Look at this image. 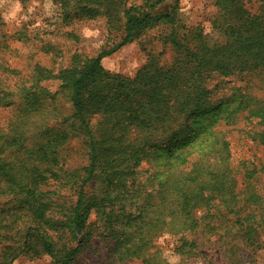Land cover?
Wrapping results in <instances>:
<instances>
[{"label": "trees", "instance_id": "1", "mask_svg": "<svg viewBox=\"0 0 264 264\" xmlns=\"http://www.w3.org/2000/svg\"><path fill=\"white\" fill-rule=\"evenodd\" d=\"M53 1L65 21L104 17L108 43L57 72L28 61L25 75L0 59V109L13 110L0 124V264H79L99 251L94 239L109 264H172L167 235L179 264L262 249L264 3L220 1L226 41L211 46L179 41L172 13H154L164 0ZM160 20L182 55H153L132 77L105 69ZM74 140L83 165L64 155Z\"/></svg>", "mask_w": 264, "mask_h": 264}, {"label": "rangeland", "instance_id": "2", "mask_svg": "<svg viewBox=\"0 0 264 264\" xmlns=\"http://www.w3.org/2000/svg\"><path fill=\"white\" fill-rule=\"evenodd\" d=\"M222 0H164L154 12L155 15L172 13L175 19V32L179 41L202 42L203 38L211 46L224 44V35L215 29L214 23L219 18V5ZM249 9L256 11L264 0H244ZM141 0H130L128 5L141 4ZM170 25L160 20L146 30L138 40L125 46L117 53L105 58L102 63L111 73H119L132 77L142 68L153 55H160L165 63H170L183 51L178 53L174 47L165 41L171 32ZM116 33H114L115 35ZM3 35H6L2 38ZM118 35V34H117ZM23 38L24 40H19ZM108 43L106 20L100 17L96 20H79L73 15L65 21L60 9L53 0H0V59L5 57L13 67L23 69L29 75L32 69H27L26 63L40 62L41 65L54 71L66 67L71 62L75 52L86 56L96 55ZM53 89L56 82L46 83ZM55 84V85H54ZM13 112L12 109H0V124ZM201 124L193 125L185 137H191ZM82 142L72 141L65 149V154L72 165H83L84 153ZM148 166L143 163L142 168ZM165 256L172 264H179V258L170 250L174 244L172 236L167 235L159 240ZM91 247L99 250L85 252L79 259V264H109L108 249L105 242L94 239ZM95 251V252H96ZM209 258L200 257L189 264H264V247L258 250L242 249L230 255H216L213 263ZM231 259V260H229ZM231 262V263H230ZM14 264H52L49 256L30 259L26 256L18 258ZM124 264H141L138 261Z\"/></svg>", "mask_w": 264, "mask_h": 264}]
</instances>
